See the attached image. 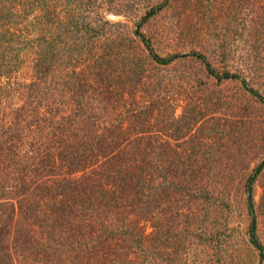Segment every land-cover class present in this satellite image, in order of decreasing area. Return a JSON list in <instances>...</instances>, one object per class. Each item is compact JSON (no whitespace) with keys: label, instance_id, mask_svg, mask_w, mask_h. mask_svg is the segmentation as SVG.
<instances>
[{"label":"trees","instance_id":"1","mask_svg":"<svg viewBox=\"0 0 264 264\" xmlns=\"http://www.w3.org/2000/svg\"><path fill=\"white\" fill-rule=\"evenodd\" d=\"M103 5L113 12V0H0V264H216L221 244L214 263L204 258L227 181L209 178L215 163L192 158L190 143L160 142V108L185 86L169 66L197 61L204 77L236 81L263 104L264 95L204 52L163 56L139 30L131 46L120 23L113 45ZM232 106L233 123L248 124ZM263 170L264 160L247 189L262 253L264 191L256 203L252 184Z\"/></svg>","mask_w":264,"mask_h":264},{"label":"rangeland","instance_id":"2","mask_svg":"<svg viewBox=\"0 0 264 264\" xmlns=\"http://www.w3.org/2000/svg\"><path fill=\"white\" fill-rule=\"evenodd\" d=\"M167 1L113 0V12L106 11V5L100 7L103 19L113 22V45L117 30L114 24L120 23L119 30L125 33L129 45L139 44L138 36L134 35L139 30L163 56L204 52L218 71L242 72L248 84L264 95V0H179V8L174 1ZM185 1L192 2V7L187 9ZM161 3L163 7L149 16V11ZM119 7L121 12L116 11ZM255 47L257 57L249 58L248 53ZM169 76L174 81L184 80L185 86L192 81L201 92L183 86L168 98L159 113L160 142L178 145L180 149L190 143L197 148L192 158L208 157L215 163L209 178L227 181L220 185V189L226 187L227 194L216 215L219 229L208 235V255L204 259L214 263L217 248L212 247L221 244L224 253L216 264H264V253L250 240L247 205L248 183L264 160V104L236 81L219 82L204 77L197 61L185 59L173 63ZM202 105L199 121L186 131L187 120ZM232 105V113L237 110L246 113L248 124L233 123ZM173 131L177 134L170 137ZM252 187L254 200L259 203L264 191V170L255 177ZM259 224L258 234L263 241V217ZM152 229L151 222H147V232Z\"/></svg>","mask_w":264,"mask_h":264}]
</instances>
